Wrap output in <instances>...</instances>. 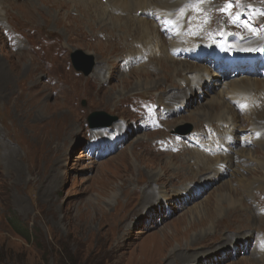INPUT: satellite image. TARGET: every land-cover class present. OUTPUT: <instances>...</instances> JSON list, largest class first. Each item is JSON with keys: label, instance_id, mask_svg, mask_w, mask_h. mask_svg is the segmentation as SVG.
<instances>
[{"label": "rangeland", "instance_id": "1", "mask_svg": "<svg viewBox=\"0 0 264 264\" xmlns=\"http://www.w3.org/2000/svg\"><path fill=\"white\" fill-rule=\"evenodd\" d=\"M26 1L8 0L5 18V30L9 36L21 39L24 51L19 49L12 53L0 37V64L9 81L5 87L8 98L4 97V86L0 88V264H167L168 256L180 249H188L184 251L189 260L192 255L196 256L193 263L186 264H211L206 261V255L218 259L219 264H250L253 254L264 252L263 187L254 185V192L246 198L245 189L228 177V173L208 183H205V171H200L197 178H190L187 169L179 174L174 169L182 160L181 154L173 161L175 155L164 152L165 144L158 142L167 136L166 140H171L175 146H187L188 149L183 148L187 153L196 150L208 134L222 140L218 158L226 157L236 146L246 150L249 157H257L262 147L264 150V136L259 145L254 142L247 123L239 125L235 132L224 133L218 122H199L204 114L223 115L227 111L221 106V102H225L222 97L211 96L216 91L208 90L206 95H198L196 101L193 99L191 113L186 112L185 107L179 109L167 102L168 94L178 90L166 89L164 85L149 96L147 102L133 103L139 98L137 95H143L139 92L141 89L135 88L138 71L130 75L125 72L128 67L123 68L121 64L120 68L112 59L115 54H121L132 38L125 42L111 37L109 32L98 31L96 27L100 24L90 18L87 8L83 9L87 1L78 0L81 2L76 8L73 0H50L53 2L50 4L33 0L28 13L25 12ZM257 1H193L198 11L194 16V33L203 36L198 40L208 41L207 36L211 34L216 41L208 42L213 45H221L225 37L236 39L239 47L264 42V21L260 19L264 9L257 7ZM229 3L233 7L231 14L226 15L221 9L227 8ZM2 10L5 12L4 8ZM162 37L171 41L174 35L163 32ZM111 38L117 41L113 43ZM47 40L53 44L51 47L44 45ZM246 49L247 46L242 49L245 54ZM77 50L86 55L82 58L83 66L93 70L87 77L72 66L70 56ZM133 52L129 51L128 55ZM106 59V77L111 79L102 86L91 77ZM186 62L207 67L213 78L229 73L222 70V62H214L211 56L204 61ZM162 69L163 75L174 71L164 64ZM40 71L43 73L39 76ZM154 71L157 77L143 73L160 86L168 75L160 76L158 66ZM262 73L264 71L259 72ZM124 74L129 76L124 77ZM259 74L256 78L263 76ZM229 75L234 76V73ZM171 84L172 88L185 87L180 79H171L166 85ZM150 89L152 87L143 88ZM165 89L161 98L158 93ZM227 99L233 113L245 114L246 111L240 109L247 107L231 101V97ZM259 103L257 116L253 115L252 121L259 122L258 114L264 119L263 97L259 98ZM96 112L114 116L118 121L103 127L99 124H106L108 120H96L97 126L91 129L90 120ZM124 118L129 122L124 130L127 134L110 137ZM156 124L166 132L157 130ZM97 133L104 141H97ZM226 133L233 141L224 139ZM104 135L109 138L105 139ZM205 151V155L213 159V150L206 147ZM253 167L261 170L254 165L251 170ZM261 167L264 168V164ZM157 174L159 176L155 177ZM171 175L174 178L181 175L184 185L199 187L196 201H186L184 196L171 197L162 203L161 217L157 216L152 222L148 215L155 211H150L154 205L145 213L142 209L145 185L148 180L164 182ZM246 177L253 176L249 173ZM261 181L264 184V180ZM178 184L174 181L169 187H173L172 191L184 188ZM230 185L241 201L240 206H244V209H233L237 211L234 213L222 197ZM217 200L226 214L224 218L237 220L231 227L219 226L223 230L220 235L211 227L212 223L220 225L219 218L191 223L198 218L196 212L201 214L203 205L215 210L212 201ZM252 217L259 218L258 225L254 226ZM212 232L215 233L210 234ZM176 234L174 238L172 235ZM226 238L229 241H225ZM154 241L164 249L176 247V250L171 253L172 249L169 252L165 249L158 256L157 248H147V244ZM168 241L171 244L165 247Z\"/></svg>", "mask_w": 264, "mask_h": 264}, {"label": "bare ground", "instance_id": "2", "mask_svg": "<svg viewBox=\"0 0 264 264\" xmlns=\"http://www.w3.org/2000/svg\"><path fill=\"white\" fill-rule=\"evenodd\" d=\"M7 1L8 0H0V37L5 43V47L11 50L12 53L18 51L19 49L22 52L24 51V47L21 39L17 40L15 37H12L11 35L9 36L7 30H5V18L7 19L8 14L6 12ZM41 1L43 2V0ZM54 1L56 2V0ZM83 1H87V7H84L83 9H88L87 12L89 13L90 18L94 20L97 25L100 24L103 26V28L100 25L96 27L98 28V31L105 33L109 32L108 35L111 37H117L121 40H124L125 42H127L129 38L133 39V41L129 43L132 44V47L126 43V47L123 48L121 54L119 56L115 54L112 58L115 60V62L120 64V68L121 64H123V68L128 67V69L125 71L126 73L131 75L138 71L137 84L135 88L138 90L141 89L139 92H142L140 94L143 95H137L139 98L134 99L133 103L143 104L144 102H147V98L151 95H154V93H157L159 88L164 85L166 86V89L178 90L177 93L174 92L172 94H168L170 99L167 102L172 103L173 106H178L179 109H183L185 107V111L191 113L192 107L190 104H192L193 99L196 101V97L198 95H206V91L211 90L212 92H216L212 95L211 93H208V96L217 95L222 97L228 106L225 107V102H221V106L225 110L227 108V111L223 115H218L219 113L217 112L211 113L209 115L204 114L201 116V120L199 122H218L220 124L221 130L224 131V133L235 132L240 127L239 125L243 126L246 123L248 126H252L257 129H264V123H262L264 119L262 118L261 114H258L259 122H256L255 120L252 121V116L257 113V109L259 107L246 111L244 115H241L240 113L236 114L233 113L232 108H230V102L227 99L228 97H231V101L236 100L239 104L245 107L249 105L250 101L255 99L257 95L264 97V76L260 78L253 76L252 78L249 76H241L236 73L235 76L220 74L218 77L213 78L207 67L196 64L192 65L186 62L188 60H185L186 58L201 60L207 58L210 55L214 62H218L223 58L230 60L231 57L236 53L241 52V55H245L242 49H244L246 46V50H248L247 53H252V55L258 56L264 51V42H258L255 45L244 44L242 47H237L239 44H236L232 37H225L224 43L221 45H213L208 42L216 41V38H214L211 34L207 36L208 41H199L198 39H202L203 36L198 33L195 34L193 28L194 16L198 13L193 2L195 0H104L105 4L103 3V0ZM32 2L33 0L26 1V13L31 11L28 9H32L29 8L32 6ZM44 2L49 4L53 3L50 0H45ZM79 2L81 1L73 0L76 8L79 7ZM2 8L5 9V12L2 10ZM80 12L83 13L81 10ZM166 31H170V33L166 34L174 35L173 40L167 41L163 39L162 33ZM104 40L107 41V38ZM111 40L113 43L117 41L112 38ZM44 45L51 47L53 44L50 40H47L45 41ZM108 47H111V45ZM129 51L134 52L128 55ZM51 54L53 55V53ZM81 54L83 53L81 52ZM158 55L159 58H157ZM119 59L120 61H118ZM107 60L108 59L103 60L101 66L96 68L95 73H93L91 77L94 82L97 81L98 83H101L102 86L109 84L108 79H111L106 77L108 66H106L104 63ZM243 61L250 62L253 65L256 63L257 59L250 60L248 58H244ZM163 64L169 68L172 67L174 71H167L166 74L168 75V79H165L162 85L156 86L153 80L146 76L147 74L143 72H147L153 77H157L154 67L158 66L159 71L162 72V75L160 76H165L166 74L163 75ZM0 69V88L1 86H4L2 91L4 93V97L8 98L9 94H6L7 92L5 91V87L9 82L8 76L3 72L4 66L2 64H0ZM42 73L43 71H40L39 76ZM127 76L124 74V77ZM171 79L182 80L185 87L180 85L179 87L175 86L172 88L173 84L167 87L166 84ZM144 87H152V89L143 90ZM216 87L217 90H215ZM166 89L163 91L161 90V93H158L161 98L164 97L163 94L166 93ZM180 92H182L183 95H181ZM190 99H192L190 101L191 103L189 102ZM256 116L257 114L254 117ZM128 123V120L124 118L122 124L115 127V134L110 137H119L120 133H122L121 135L127 134L124 130L129 127ZM155 128L157 130L165 129L157 124L155 125ZM160 132L164 131L161 130ZM95 137L97 138V141H104L101 140L100 134L98 133L95 135ZM104 138L107 139L109 136L104 135ZM166 138L167 136H164L158 140L160 144H165L164 152H172V154L175 155H173V161L176 156H179L180 154L182 156V160L177 162L178 167L174 169L179 171V174H182V171L187 169L190 178H197V176L200 174V171H205L207 174L205 183H208L215 180H220L222 179L224 173H228V177L237 180L238 184L242 185V188L245 189L246 198H250V193L254 192V185L256 184L263 187L261 189L264 190V184H262L261 181L264 180V168L261 167V164H264L263 147L261 148V154H259L257 157H249V155L246 154V150H241L236 146L232 148V153L226 157L218 158L217 151L220 147V143H222V140L214 139L208 134L206 139H202L204 142L202 140L200 141V144H198V148L196 150L189 151L187 153H185L186 150L183 149H188L187 146L182 145V147H177L172 144L171 140H166ZM224 138L229 139V135L225 134ZM140 144L143 145L145 142H141ZM257 144L261 145L262 143L258 141ZM206 147L213 150L211 153L213 155V159L205 155ZM260 155H262V157ZM221 159L224 160L222 161ZM193 162L195 165L192 164ZM251 165H254L256 168L261 170L256 171L254 167V169L251 170ZM203 167L205 169L201 170ZM249 173L253 176L251 179L246 177ZM157 176H159V174H157L155 177ZM174 181H176L177 184L180 183V186L184 185V178L181 175L177 176L176 178L171 175L166 181L159 183L148 180L146 184L147 186L145 185L142 193V209L143 213H145L147 209L154 205V208H152L150 211H153V209H155V211L148 215L149 220H152V222H154L157 216L161 217V212L163 211L161 205L163 202H168L171 197L179 198L180 196H184V200L186 201H196V193H198L196 190L199 188L198 186L194 188L191 187V184L190 186L184 185V188H179L178 190L172 191L171 189L173 187L169 186L173 185ZM256 181L258 182L256 183ZM227 182H231V180H228ZM229 187L230 188L226 189L227 191L222 197L232 207L231 212H237L233 209H244L243 204L240 206V200L236 193L232 190L231 185ZM248 188H250L251 191H248ZM212 202L214 203L215 210L214 208L209 209L207 206L203 205L202 208L200 207L202 209L201 214L196 212L195 214L198 215V218L192 219L191 223H206L209 219L217 220V218H219L221 219L220 225L216 226L212 223L213 226L211 227L215 229L216 235H220L224 227H231L237 220L231 219L230 217L224 218L226 214L224 213L221 206H219L218 200L216 203L214 201ZM236 205L240 207L233 208ZM257 219L259 218L252 217L254 226L258 225ZM219 226L222 229H220ZM177 234L172 236L175 238ZM164 238L166 239L168 236H165ZM238 238H241V236ZM246 238L247 236L244 237V239ZM225 241H229V238H226ZM168 242L169 243L165 245V247L171 244L170 241ZM158 243L159 242L154 241L151 245L147 244V248H149V250H152V248H157V251H155L156 253L158 252L157 255L159 256L162 251L168 249L169 247L164 249L162 246H157ZM165 243L167 242H164V244ZM246 246H248V244H246ZM242 247H245V245L242 244ZM175 248L176 247L170 248L172 249L171 253L175 252ZM170 249H168L167 252H169ZM184 250L185 249L176 250L174 254H170L168 256L169 261L167 264L193 263L191 261H195L196 256L192 255V259L189 260V255H187V252L185 253V251H188V249L185 251ZM232 251L235 250L233 249ZM184 258H187V260H183ZM209 258L212 257L206 255V261L211 262V264H219L220 262L218 259L215 260V258ZM252 258L253 259L250 264H264V252L257 251L256 254H253Z\"/></svg>", "mask_w": 264, "mask_h": 264}, {"label": "water", "instance_id": "3", "mask_svg": "<svg viewBox=\"0 0 264 264\" xmlns=\"http://www.w3.org/2000/svg\"><path fill=\"white\" fill-rule=\"evenodd\" d=\"M80 55H81V51H76V53L72 54L71 59H72L73 65L75 66L77 71H82V72H84L85 75H89L92 71L91 68L88 69L84 66L81 67L79 65L80 58H81V56H83V54L81 56ZM101 118L109 120V122L106 124H99L100 126H103V127H109L113 123L117 122V118L106 115L105 113H94L93 116L91 117V120H90V127L92 129L95 128V126H97V125H95V122H97L96 120H100Z\"/></svg>", "mask_w": 264, "mask_h": 264}, {"label": "snow or ice", "instance_id": "4", "mask_svg": "<svg viewBox=\"0 0 264 264\" xmlns=\"http://www.w3.org/2000/svg\"><path fill=\"white\" fill-rule=\"evenodd\" d=\"M232 7H233L232 3H229V4L227 5V8H225V9H221V11H222L224 14H226V15H230V14H231L230 10L232 9Z\"/></svg>", "mask_w": 264, "mask_h": 264}, {"label": "trees", "instance_id": "5", "mask_svg": "<svg viewBox=\"0 0 264 264\" xmlns=\"http://www.w3.org/2000/svg\"><path fill=\"white\" fill-rule=\"evenodd\" d=\"M16 227V226H15ZM16 229H18V228H16ZM26 235V234H25ZM26 237V236H25ZM28 237V236H27ZM28 239H30V238H28Z\"/></svg>", "mask_w": 264, "mask_h": 264}]
</instances>
